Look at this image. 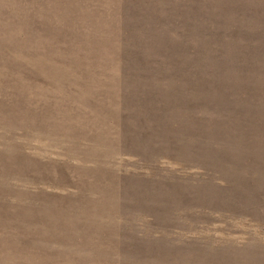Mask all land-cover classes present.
Wrapping results in <instances>:
<instances>
[{
    "label": "rangeland",
    "instance_id": "1",
    "mask_svg": "<svg viewBox=\"0 0 264 264\" xmlns=\"http://www.w3.org/2000/svg\"><path fill=\"white\" fill-rule=\"evenodd\" d=\"M261 32L264 0H0V264H264Z\"/></svg>",
    "mask_w": 264,
    "mask_h": 264
},
{
    "label": "trees",
    "instance_id": "2",
    "mask_svg": "<svg viewBox=\"0 0 264 264\" xmlns=\"http://www.w3.org/2000/svg\"><path fill=\"white\" fill-rule=\"evenodd\" d=\"M244 33H247V32H244ZM263 35H264V32H261L259 37H262Z\"/></svg>",
    "mask_w": 264,
    "mask_h": 264
}]
</instances>
